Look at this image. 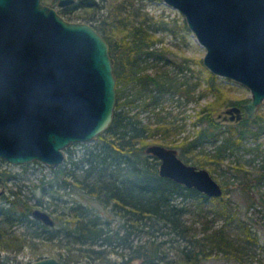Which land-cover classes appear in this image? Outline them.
Returning a JSON list of instances; mask_svg holds the SVG:
<instances>
[{
	"label": "trees",
	"instance_id": "trees-1",
	"mask_svg": "<svg viewBox=\"0 0 264 264\" xmlns=\"http://www.w3.org/2000/svg\"><path fill=\"white\" fill-rule=\"evenodd\" d=\"M46 1L55 6L58 0ZM106 1L78 0L59 10L66 17L77 7L90 9L84 19L97 20L93 25L108 40L118 90L112 124L96 137L94 146L86 145L81 155L68 147V157L55 167V175L43 177L38 188L29 187L32 195L22 187L0 194V264H12L1 256L2 250L34 239H58L60 249L56 253L46 249L39 258L54 256L64 264H201L217 254L252 264L264 243L253 225L241 217L239 237L229 231L237 214L225 201V179L219 180L224 195L209 197L162 176L160 160L147 152V146L157 135L169 146L171 136L186 128L183 119L188 102L211 93L214 99L196 111L194 131L182 136L178 146L185 161L208 168L217 179L214 172L227 155L244 150L243 155L250 153L254 160L260 156L255 171L245 167L250 158L243 162L235 156V168L244 173L243 189L248 191L264 182V143L260 141L264 119L243 115L236 124L220 123L215 114L223 105L241 106L250 98L227 95L220 76L207 69L202 59L185 55L178 60L169 55L164 36L157 34L168 28L163 19L141 13L138 20L139 10L123 13L122 3L109 17L97 16ZM184 28L189 31L187 22ZM193 64L202 65L206 75ZM202 83L206 87L198 91ZM207 144H212V149H207ZM6 173L8 170L2 171L4 181ZM32 197L36 202L30 201ZM210 203L214 204L210 212L224 218V223L200 230L188 214L202 212ZM38 206L52 214L55 226L33 216ZM108 211L118 217L106 218ZM18 225L24 227L21 233Z\"/></svg>",
	"mask_w": 264,
	"mask_h": 264
},
{
	"label": "water",
	"instance_id": "water-1",
	"mask_svg": "<svg viewBox=\"0 0 264 264\" xmlns=\"http://www.w3.org/2000/svg\"><path fill=\"white\" fill-rule=\"evenodd\" d=\"M77 0H0V157L20 165H61L73 143L93 141L111 124L117 79L108 40L90 22L65 17L59 8ZM185 15L206 47L203 63L214 74L246 85L250 100L225 110L253 118L264 101V0H164ZM229 115V117H228ZM159 173L209 197L224 187L208 168L185 161L162 143L147 146ZM4 176L0 173V194ZM33 216L50 226L46 209ZM29 264H64L45 256Z\"/></svg>",
	"mask_w": 264,
	"mask_h": 264
},
{
	"label": "rangeland",
	"instance_id": "rangeland-1",
	"mask_svg": "<svg viewBox=\"0 0 264 264\" xmlns=\"http://www.w3.org/2000/svg\"><path fill=\"white\" fill-rule=\"evenodd\" d=\"M78 1V0H77ZM106 7L99 10L98 15L102 16L103 19L109 17V13L117 6H119V3L124 4V12H130V11H137L139 10L141 13H148L149 17H154L156 20H164L165 25H167V29H161L160 31H157V34L160 37L164 36V43L165 45H168L170 47L169 55L172 57H176L178 60H181L182 56L189 55L191 57H194L195 59H202L206 55V47L199 42L197 36L193 31L190 29L189 25V31L185 30L184 23L186 22L185 15H183L182 12H180L176 7L173 5L171 6L169 3L165 2L164 0H107L106 2H103ZM57 5V3L55 4ZM70 6V5H68ZM65 6V7H68ZM90 9H82L77 7L75 10L71 11L66 15L71 20H79V21H85L90 22L92 24H97V20H86L83 16L87 12H89ZM82 15V16H81ZM143 14L138 16V20H141ZM73 18V19H72ZM111 19L108 20L109 21ZM185 21V22H184ZM188 24V22H187ZM172 29V30H171ZM161 44V43H160ZM204 64V63H203ZM194 65V64H193ZM205 65V64H204ZM198 66V69L201 68V75L204 77L206 75V71L204 70V67L202 65H194L196 68ZM206 67V65H205ZM207 68V67H206ZM209 69V68H207ZM220 79L222 81V84L225 87V90L227 92V95L231 96V98L234 99H240L241 98H250L251 92L250 89L242 84L239 83L233 79H228L226 77L220 76ZM206 85L204 83L199 85L198 91L205 88ZM197 91V92H198ZM214 95L209 93L207 96L202 97L200 100H193L191 102H188L186 106V112L184 113L186 116L183 119L186 123V128L184 131L179 133V135L171 136L169 146L174 147L179 151V155L182 156V151L180 146H178V143L181 141L180 138L186 134L192 133L194 131L193 129V121L196 119V111L199 110L200 106L202 104L207 103L209 100L214 99ZM232 105V104H231ZM231 105H223L219 111L215 114V117H217V120L226 125H232L236 124L239 120L237 119H230L225 118L223 115L226 114L225 110ZM174 113H177V111H174ZM183 115V114H182ZM181 115V116H182ZM246 115L244 111V116ZM257 117H261L264 119V101L259 105L257 111H256ZM201 126V125H200ZM200 126H197L196 128H200ZM257 127V125L255 124ZM173 138V139H172ZM152 144L153 143H163L161 136L157 135L152 137ZM97 139H93V141L89 142H83V143H76L71 145L70 147H73V149L76 150L77 154L81 155L86 148V145L94 146L96 144ZM260 141L264 143V133L262 134V137L260 138ZM86 143V144H85ZM255 143V142H254ZM253 143V144H254ZM168 146V147H169ZM207 149H212L213 145L207 144L205 145ZM264 147V144H263ZM244 150H241L238 152V154H230L227 155L225 158V161L222 165V167L219 168V170H224V174L221 175L220 171H215L214 173L218 175V180H224V183H227V192L225 195V201H227L230 205V209L232 213L237 214L236 219L231 223V227L229 231L233 236L237 239L239 237V226H238V217H241L245 221H248L250 224L253 225L256 233L260 236L261 242L264 243V182L258 186H253L252 189L244 191L243 189V179H244V173L242 171L238 172L236 170L235 165L237 163V159L235 156L239 155L240 157L246 160L245 158H250V160H247V163L245 167L249 169L250 171H255V163H259V159H253L252 154L247 153L243 155ZM65 157H68V151L65 150ZM183 158V156H182ZM184 159V158H183ZM66 160V159H65ZM185 160V159H184ZM253 161V162H251ZM30 166L28 168H24L22 164L17 165L14 163L8 162L7 160H4L0 157V173L2 174L3 170H8V173L6 175L8 177H5V183L3 184L2 191L6 192L8 194V191L10 188L13 189H20L22 187L23 191H25L28 195H32L31 190L29 187L32 186V188H38L37 185L42 182V178L45 179H51L55 175V167L56 166H50L44 162L35 163V161L28 163ZM258 165V164H257ZM10 171L16 175L14 177ZM245 172V171H244ZM245 181V180H244ZM69 197L68 195L65 196V198ZM31 202H36V198L32 197ZM213 203L209 204L207 207H205L204 211H196L193 214H188L190 221H194L196 225L200 228V230H204L206 226H210L212 228L220 227L224 223V218L217 217L215 213L210 212V209L213 208ZM40 208H44L42 206H38ZM45 209V208H44ZM47 210V209H46ZM108 217H118L113 212L108 211L106 214V218ZM17 232L21 233L24 230V227L17 226ZM23 245L20 247H13L9 248L8 250H2L1 256L3 258H6L9 263L12 264H29L32 261H35V259H39L40 253L42 251H45L46 249L50 250L49 253H56L57 250L60 249V243L59 240H48V239H34L23 241ZM258 256L254 259L252 264H262L261 259L264 262V249L257 250ZM215 258L207 259L201 264H241L239 261L235 260H227L224 259L220 254H217L213 256ZM249 264V263H246ZM264 264V263H263Z\"/></svg>",
	"mask_w": 264,
	"mask_h": 264
},
{
	"label": "flooded vegetation",
	"instance_id": "flooded-vegetation-1",
	"mask_svg": "<svg viewBox=\"0 0 264 264\" xmlns=\"http://www.w3.org/2000/svg\"><path fill=\"white\" fill-rule=\"evenodd\" d=\"M243 115H244V109H243ZM223 116L225 117V114H224ZM228 117H229V115H228ZM243 117H244V116H243ZM243 117H242V118H243ZM225 118H226V117H225ZM1 194H2V193H1Z\"/></svg>",
	"mask_w": 264,
	"mask_h": 264
}]
</instances>
